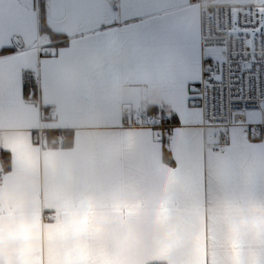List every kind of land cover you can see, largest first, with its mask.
Returning <instances> with one entry per match:
<instances>
[{
    "label": "crops",
    "instance_id": "obj_1",
    "mask_svg": "<svg viewBox=\"0 0 264 264\" xmlns=\"http://www.w3.org/2000/svg\"><path fill=\"white\" fill-rule=\"evenodd\" d=\"M199 35L190 0H0V264H264V139L202 128ZM158 107L169 139L123 123Z\"/></svg>",
    "mask_w": 264,
    "mask_h": 264
},
{
    "label": "built area",
    "instance_id": "obj_2",
    "mask_svg": "<svg viewBox=\"0 0 264 264\" xmlns=\"http://www.w3.org/2000/svg\"><path fill=\"white\" fill-rule=\"evenodd\" d=\"M33 2L39 5L47 0ZM190 2L200 12L201 51L206 55L212 47L217 50L218 58L224 61L222 85L209 89L197 84L189 100L192 107L203 112L202 128L216 131L218 144L229 138L232 129H238L248 142L264 139V1L248 4H219L207 0ZM41 54L46 53L42 51ZM245 111L257 112L258 120L248 122ZM53 115V111L41 112L40 118ZM121 117L128 128L153 131L159 139L173 136V125L161 107L153 113L123 111ZM47 133L46 129H36L32 142L45 147ZM64 140L63 135H57L52 143L61 146ZM2 170L0 159V176Z\"/></svg>",
    "mask_w": 264,
    "mask_h": 264
},
{
    "label": "snow or ice",
    "instance_id": "obj_3",
    "mask_svg": "<svg viewBox=\"0 0 264 264\" xmlns=\"http://www.w3.org/2000/svg\"><path fill=\"white\" fill-rule=\"evenodd\" d=\"M219 47H222L219 46ZM219 55H222L220 53ZM200 79L195 81L197 84H202L206 88H215L216 85L223 83L224 75H223V67L224 61L218 58L217 50L210 47L208 53L201 57L200 59ZM257 71H260L258 69ZM172 119H177L178 123H182V121L177 118H170L169 123H171Z\"/></svg>",
    "mask_w": 264,
    "mask_h": 264
},
{
    "label": "trees",
    "instance_id": "obj_4",
    "mask_svg": "<svg viewBox=\"0 0 264 264\" xmlns=\"http://www.w3.org/2000/svg\"><path fill=\"white\" fill-rule=\"evenodd\" d=\"M40 14H41V18H40V24L41 26H45L44 24V13L43 11H40ZM8 50H5L2 54L4 53H7ZM0 159L2 160V167H3V170H5L7 168V165H8V161H7V157L5 156L4 153H0Z\"/></svg>",
    "mask_w": 264,
    "mask_h": 264
},
{
    "label": "rangeland",
    "instance_id": "obj_5",
    "mask_svg": "<svg viewBox=\"0 0 264 264\" xmlns=\"http://www.w3.org/2000/svg\"><path fill=\"white\" fill-rule=\"evenodd\" d=\"M244 116L248 122H256L258 120V113L254 111H245Z\"/></svg>",
    "mask_w": 264,
    "mask_h": 264
},
{
    "label": "clouds",
    "instance_id": "obj_6",
    "mask_svg": "<svg viewBox=\"0 0 264 264\" xmlns=\"http://www.w3.org/2000/svg\"><path fill=\"white\" fill-rule=\"evenodd\" d=\"M152 243V238L150 236L146 237L145 244L150 245Z\"/></svg>",
    "mask_w": 264,
    "mask_h": 264
}]
</instances>
